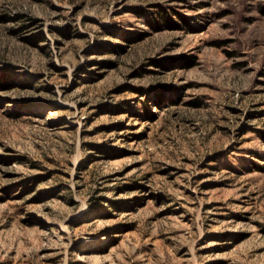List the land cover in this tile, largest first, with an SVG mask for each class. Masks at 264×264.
Segmentation results:
<instances>
[{
    "label": "rangeland",
    "instance_id": "1",
    "mask_svg": "<svg viewBox=\"0 0 264 264\" xmlns=\"http://www.w3.org/2000/svg\"><path fill=\"white\" fill-rule=\"evenodd\" d=\"M0 264H264V0H0Z\"/></svg>",
    "mask_w": 264,
    "mask_h": 264
}]
</instances>
